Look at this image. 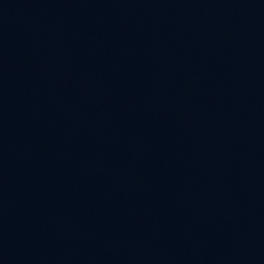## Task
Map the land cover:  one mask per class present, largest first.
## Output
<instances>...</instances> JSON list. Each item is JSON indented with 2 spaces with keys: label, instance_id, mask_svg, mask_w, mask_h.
<instances>
[{
  "label": "water",
  "instance_id": "1",
  "mask_svg": "<svg viewBox=\"0 0 264 264\" xmlns=\"http://www.w3.org/2000/svg\"><path fill=\"white\" fill-rule=\"evenodd\" d=\"M0 264H264V0H0Z\"/></svg>",
  "mask_w": 264,
  "mask_h": 264
}]
</instances>
